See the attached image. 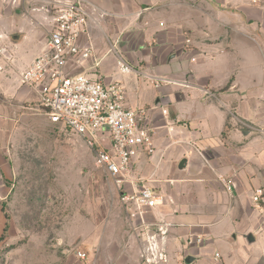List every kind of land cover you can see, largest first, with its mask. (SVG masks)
I'll use <instances>...</instances> for the list:
<instances>
[{"label":"crops","instance_id":"obj_1","mask_svg":"<svg viewBox=\"0 0 264 264\" xmlns=\"http://www.w3.org/2000/svg\"><path fill=\"white\" fill-rule=\"evenodd\" d=\"M88 1L105 17L95 15L79 39L91 56L66 72L118 82L126 107L147 110L154 151L139 153L131 169L166 197L142 220L166 226L170 263L264 264V224L251 201L264 190V0ZM51 14L44 0H0V61L13 101L23 100V86L39 102L20 74L42 53ZM118 58L129 74L119 71ZM15 124L0 110V201ZM220 177L232 182L231 192ZM119 205L122 227L110 235L99 226L97 257L79 264H141L142 241ZM0 215L1 235V205Z\"/></svg>","mask_w":264,"mask_h":264},{"label":"rangeland","instance_id":"obj_2","mask_svg":"<svg viewBox=\"0 0 264 264\" xmlns=\"http://www.w3.org/2000/svg\"><path fill=\"white\" fill-rule=\"evenodd\" d=\"M0 66V110L16 120L5 154L0 264H79L77 250L96 258L98 227L112 235L124 222L121 189L96 168L80 138L49 121L26 87L23 100L13 101L8 65Z\"/></svg>","mask_w":264,"mask_h":264},{"label":"built area","instance_id":"obj_3","mask_svg":"<svg viewBox=\"0 0 264 264\" xmlns=\"http://www.w3.org/2000/svg\"><path fill=\"white\" fill-rule=\"evenodd\" d=\"M44 4L52 12L47 41L42 53L20 74V83L36 92L51 123L63 125L86 144L96 168L121 189L119 202L132 232L142 241L141 264H171L166 226L142 220L146 210L163 206L166 197L153 191L144 180L134 178L131 169L132 160L139 153L154 151L155 133L149 126L147 110L126 107L125 91L118 82L104 84L66 72L70 62L79 63L91 56V45L80 47L79 39L88 35V22H94L95 15L103 19L105 14L88 0H44ZM190 44L186 37L185 45ZM117 66L123 74L132 71L121 58L117 59ZM219 180L226 191H232L230 180ZM125 184L131 186L130 192L122 190ZM251 201L264 224V190H255ZM196 242L201 240L197 238ZM74 255L80 261L88 260V255L80 250Z\"/></svg>","mask_w":264,"mask_h":264},{"label":"water","instance_id":"obj_4","mask_svg":"<svg viewBox=\"0 0 264 264\" xmlns=\"http://www.w3.org/2000/svg\"><path fill=\"white\" fill-rule=\"evenodd\" d=\"M191 262V258H188L187 260H186V263H190Z\"/></svg>","mask_w":264,"mask_h":264},{"label":"trees","instance_id":"obj_5","mask_svg":"<svg viewBox=\"0 0 264 264\" xmlns=\"http://www.w3.org/2000/svg\"><path fill=\"white\" fill-rule=\"evenodd\" d=\"M6 226L4 227V230H5Z\"/></svg>","mask_w":264,"mask_h":264}]
</instances>
